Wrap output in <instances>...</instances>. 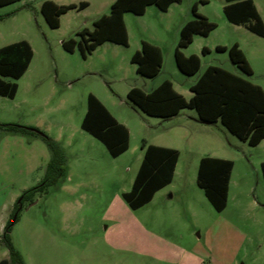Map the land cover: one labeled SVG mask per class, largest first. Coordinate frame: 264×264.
I'll return each instance as SVG.
<instances>
[{
  "label": "rangeland",
  "instance_id": "1",
  "mask_svg": "<svg viewBox=\"0 0 264 264\" xmlns=\"http://www.w3.org/2000/svg\"><path fill=\"white\" fill-rule=\"evenodd\" d=\"M44 0H18L0 6V47L26 40L32 57L14 81L15 95H0V122L36 127L62 147L65 174L44 192L24 201L9 232L25 264H264V141L250 146L220 122L202 125L211 130V146L222 145L221 157L233 162L224 209L217 212L197 185L200 141L178 144L175 174L152 199L131 209L122 193L129 191L142 156V144L169 134V120L149 116L127 99L130 87L148 90L169 79L186 97L188 87L208 66H219L264 88V37L228 22L224 0L197 1L198 13L216 23L208 35H194L181 52L200 58L193 75L182 73L174 60L178 27L192 18L194 0H180L166 11L155 4L143 14L125 12L127 45L105 42L83 58L77 47L65 50L62 41L78 39L77 31L93 28L108 14L114 0H51L73 4L51 28L40 12ZM264 19V0H255ZM141 40L160 47L159 72L152 78L136 73L131 55ZM238 42L251 68L244 73L226 50ZM209 49L203 54L201 48ZM92 93L129 131L128 148L111 156L98 139L80 127ZM184 112H193L183 109ZM170 129V130H169ZM207 135L204 132H200ZM204 145V146H203ZM50 150L39 136L0 129V219L21 192L44 175ZM31 204L30 206H28ZM10 215H7L9 219ZM6 218V219H7ZM3 229L0 228V237ZM9 258L0 238V259ZM13 264V263H10Z\"/></svg>",
  "mask_w": 264,
  "mask_h": 264
},
{
  "label": "trees",
  "instance_id": "2",
  "mask_svg": "<svg viewBox=\"0 0 264 264\" xmlns=\"http://www.w3.org/2000/svg\"><path fill=\"white\" fill-rule=\"evenodd\" d=\"M15 1L18 0H0V6ZM179 1L114 0L109 13L94 20L91 30L83 28L77 32L78 39L69 38L61 44L69 52L77 47L83 58L105 41L127 45L128 36L123 20L125 12L141 15L150 4H155L160 10L165 11L170 4ZM226 1L228 4L223 7V13L228 22L243 24L249 31L264 37V23L252 0ZM86 5L87 1L81 0L78 8H84ZM74 6L58 5L51 0H44L40 5V12L48 26L56 28L59 26V16ZM191 13L192 18L179 29L174 50L176 66L186 75L198 72L200 59L194 54L185 56L180 49L188 46L194 35L206 36L216 27L215 22L197 12L195 3L191 6ZM215 48L217 51L226 50L232 63L244 73H251L245 55L237 43L228 47L217 45ZM207 51L206 47H202L203 54ZM31 57L32 49L26 40L0 47V95L10 98L15 95L16 83L5 81L1 77L18 79L28 67ZM130 61L136 65L137 74L152 78L162 65V52L158 46L141 40L140 49L131 55ZM190 91L192 96L187 100L174 90L170 80L165 79L151 91L131 87L127 92V99L133 107L144 114L162 119H168L184 108L194 109L199 121L204 123L219 121L228 132L250 146H256L264 138V91L259 85L219 66L209 65L198 75L190 86ZM80 127L102 142L113 157L128 148L127 128L118 122L92 93L87 95V107ZM0 129L39 136L50 150V159L43 178L21 192L13 204L0 237L9 252V258L2 259L0 264H25L10 241L9 232L13 224L11 218L15 212L18 213L24 201L32 202L35 193L44 192L48 186L58 183L64 176V155L60 143L36 127L0 122ZM142 148L143 157L131 188L122 193L123 199L131 209L143 206L151 200L157 190L170 183L178 158V151L172 148L144 143ZM232 167L233 162L229 159L205 156L199 160L196 172L197 185L217 212L222 211L226 205ZM260 167L264 179V162Z\"/></svg>",
  "mask_w": 264,
  "mask_h": 264
},
{
  "label": "crops",
  "instance_id": "3",
  "mask_svg": "<svg viewBox=\"0 0 264 264\" xmlns=\"http://www.w3.org/2000/svg\"><path fill=\"white\" fill-rule=\"evenodd\" d=\"M202 3H205V2H207V0H200ZM225 1V3H224V5H223V7L226 5V4H228V2L226 1V0H224ZM253 1V4L255 5V7H256V10L258 11V13H259V10H258V8H257V5H256V2H255V0H252ZM180 2V1H179ZM174 3H177V2H174ZM195 3V6H196V10H198V7H197V1L196 0H194L193 1V4ZM173 4V3H172ZM172 4H170V5H172ZM169 5V6H170ZM223 7H222V9H223ZM169 8V7H168ZM167 8V9H168ZM166 11V10H165ZM198 12V11H197ZM201 15H203V16H205L203 13H200ZM224 14V13H223ZM259 15H260V13H259ZM206 17V16H205ZM260 17H261V19H262V21H263V23H264V19H263V17L260 15ZM207 18H208V16H207ZM191 19V18H190ZM190 19H185L184 21H182V23H180V25H179V27H178V32H179V29H180V27L186 22V21H188V20H190ZM227 20V19H226ZM233 24V23H232ZM234 25H238V26H243L244 28H246L243 24H234ZM247 29V28H246ZM82 30V29H81ZM90 30V29H89ZM248 30V29H247ZM80 31V30H79ZM79 31H77V32H79ZM249 31V30H248ZM77 32H76V34H77ZM251 32V31H250ZM251 33H253V32H251ZM255 34V33H254ZM256 35V34H255ZM194 37V36H193ZM193 40V39H192ZM105 42H109V41H105ZM105 42H103V43H105ZM103 43H101V44H103ZM177 43V42H176ZM233 43H237L238 44V46H239V43L238 42H233ZM233 43H231V44H233ZM230 44V45H231ZM99 46V45H98ZM97 46V47H98ZM157 46V45H156ZM176 46V45H175ZM217 46V45H216ZM222 46V45H221ZM159 47V46H158ZM187 47V46H186ZM186 47H183V48H181L180 50L182 51L183 49H185ZM203 47H205V46H203ZM160 48V47H159ZM207 48V47H206ZM96 49V48H95ZM202 49V48H201ZM208 49V48H207ZM161 50V49H160ZM174 50H175V48H174ZM74 51V50H73ZM72 51V52H73ZM93 51V50H92ZM91 51V52H92ZM208 51H209V49H208ZM207 51V52H208ZM90 52V53H91ZM162 52V51H161ZM89 53V54H90ZM182 54L183 55H185V56H188L187 54H185V53H183L182 52ZM88 55V54H87ZM189 55H191V54H189ZM195 55V54H194ZM86 58V57H85ZM200 59V58H199ZM162 61H163V55H162ZM209 66V65H208ZM198 77V76H197ZM197 79V78H196ZM195 79V80H196ZM165 79H163L162 81H164ZM169 80V79H168ZM195 80H194V82H195ZM162 81H160V82H158V83H155V84H153L151 87H150V89H148V90H144V91H151L152 89H154L155 87H157ZM193 82V83H194ZM193 83H191L190 85H189V87H188V90H189V96L188 97H186L181 91H179V90H177L176 89V87L174 86V84L172 83V86H173V88H174V90L175 91H177L178 93H180L185 99H189L191 96H192V92L190 91V86L193 84ZM258 85V84H257ZM260 86V85H259ZM134 87V86H133ZM262 89H263V91H264V88L262 87V86H260ZM131 88V87H130ZM129 91V90H128ZM127 91V92H128ZM106 107V106H105ZM185 109V108H184ZM188 109V108H187ZM191 110H193V112H184L183 111V109H181L176 115H174V116H172V117H170V118H168V119H162V120H169L170 121V125H169V127H170V132H169V134H167V135H164V136H156V140H158V142H149V144H153V145H157V146H162V147H167V148H172V149H175V150H177L178 151V158H177V161H176V164H175V168H174V173H173V176H174V174H175V171H176V168H177V164H178V160H179V149H178V144L182 141V140H186L187 142L189 141H191V142H197V141H200L201 139H202V137L203 138H205L204 139V141H205V147L206 148H204L205 150L203 151V152H206V153H201L200 155H199V157H198V162H197V165H198V163H199V160L202 158V157H205V156H209V157H216V158H222V159H226V158H224V157H221L220 155H218L216 152H219L220 150H222V148H221V144L219 145L218 144V146L217 147H212L211 146V144L210 143H212L211 142V140H213L212 139V137L211 136H213V132L211 131V130H205L206 128H204L202 125H214V124H216L217 122H219V121H217V122H215V123H204V122H201V121H199L198 120V117H197V114H196V111L194 110V109H191ZM109 111V110H108ZM110 112V111H109ZM111 113V112H110ZM117 121H118V119L113 115V114H111ZM160 118V117H159ZM118 122H120L121 124H123L125 127H126V125H125V123H123V122H121V121H118ZM127 128V127H126ZM127 130H128V128H127ZM200 132H204V133H206L207 135H203V134H201ZM128 134H129V131H128ZM264 141V138L258 143V144H260L261 142H263ZM257 144V145H258ZM204 146V145H203ZM143 151H144V149H143ZM143 151H142V156H141V159H140V161H139V164H138V167H137V170H138V168H139V165H140V163H141V160H142V157H143ZM262 162H264V161H262ZM261 162V163H262ZM261 163H260V165H261ZM198 167V166H197ZM137 172V171H136ZM197 172V171H196ZM136 174V173H135ZM134 177H135V175H134ZM173 178V177H172ZM134 179V178H133ZM133 182V181H132ZM132 185V184H131ZM162 189V188H161ZM161 189H159V190H157L155 193H154V195L157 193V192H159ZM228 189H229V183H228ZM153 195V196H154ZM152 196V197H153ZM152 199V198H151ZM9 211V213L7 214L8 216L10 215V213H11V211H12V204H11V207L8 209ZM7 215L6 216H3L2 215V218L0 219V228H4V225L6 224V222H7V220H8V218H7ZM7 218V219H6ZM2 259H7L6 257H3V258H1L0 259V261L2 260Z\"/></svg>",
  "mask_w": 264,
  "mask_h": 264
},
{
  "label": "water",
  "instance_id": "4",
  "mask_svg": "<svg viewBox=\"0 0 264 264\" xmlns=\"http://www.w3.org/2000/svg\"><path fill=\"white\" fill-rule=\"evenodd\" d=\"M30 205H31V204H29L28 206H30ZM15 218H16V212L13 214V216H12V218H11V222H12V223L14 222Z\"/></svg>",
  "mask_w": 264,
  "mask_h": 264
}]
</instances>
